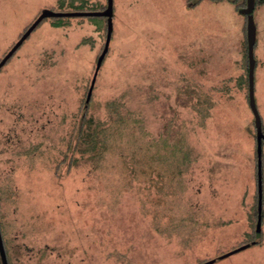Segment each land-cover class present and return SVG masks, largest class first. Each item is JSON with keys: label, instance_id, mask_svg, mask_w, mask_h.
Instances as JSON below:
<instances>
[{"label": "rangeland", "instance_id": "1", "mask_svg": "<svg viewBox=\"0 0 264 264\" xmlns=\"http://www.w3.org/2000/svg\"><path fill=\"white\" fill-rule=\"evenodd\" d=\"M71 1L0 0V61L43 9L73 11ZM189 1L114 0L109 52L90 95L103 18L67 17L61 27L48 18L0 69L8 264H200L251 242L246 20L224 1L194 9ZM84 2L83 11L107 6ZM254 19L264 125V3ZM83 109L110 126L94 168L77 152L68 165ZM262 152L261 241L215 264H264V142Z\"/></svg>", "mask_w": 264, "mask_h": 264}, {"label": "water", "instance_id": "2", "mask_svg": "<svg viewBox=\"0 0 264 264\" xmlns=\"http://www.w3.org/2000/svg\"><path fill=\"white\" fill-rule=\"evenodd\" d=\"M255 7V0H248V5L246 9L241 10L242 14L247 15V47H248V90H249V104L254 116V123L256 127V140H257V178H258V219L256 223L255 239L247 244H243L232 251L219 256L217 259L208 261L205 264H213L218 260L224 259L230 255L238 253L244 249L252 247L261 241L262 235V211H263V176H262V146L264 142V132L263 123L260 113L257 108L255 99V69H256V58H255V44L257 38V27L253 15ZM114 0H107V6L101 11H54L52 9L45 8L42 10L40 15L35 19V21L29 26V28L23 33L20 39L15 43V45L9 50V52L1 59L0 69L7 63V61L15 54V52L22 46V44L29 38L32 32L39 26V24L48 18H67V17H106L107 18V35L104 48L102 53L98 57L95 74L92 80V86L89 90V95L91 94L92 88L95 84L97 74L104 62V59L109 52L110 42L112 39L114 24ZM0 254L3 264H8L6 251L4 247V242L2 234L0 231Z\"/></svg>", "mask_w": 264, "mask_h": 264}, {"label": "trees", "instance_id": "3", "mask_svg": "<svg viewBox=\"0 0 264 264\" xmlns=\"http://www.w3.org/2000/svg\"><path fill=\"white\" fill-rule=\"evenodd\" d=\"M78 1H80L81 3L76 5V4H74V0H72L71 2H69L68 6L73 8L72 9L73 11H83V10L79 9V7L82 4H86V2H84L85 0H78ZM64 7H65L64 2H61L60 8L63 9ZM104 8L105 7H102V9H104ZM88 18H91V19L103 18L104 20L107 21L106 17H88ZM51 19H52V25L54 27H61L64 25L66 18H51ZM46 20L47 19H44L42 22H45ZM244 35H245V41L244 42H245V51H246V57H247L246 61H247V73H248V47H247V25H246V23H245V27H244ZM255 46H256V44H255ZM246 82L248 83V77H247ZM247 98H248L247 102L249 104V94L247 95ZM90 99L91 98L89 96H87L86 104H88ZM86 104L84 105L85 108H87ZM110 105L115 106L117 104L111 103ZM249 108H250V104H249ZM250 110H251V108H250ZM251 113H252V110H251ZM252 115H253V113H252ZM252 118H254V116ZM253 124H254L253 125L254 126V132H255L254 133V140H255V146L257 149L256 127H255L254 121H253ZM262 127H263V132H264V125H262ZM109 128H110V126L108 128L106 126H103L100 122L96 121L92 116H89L86 109H83L81 121H80L79 125L76 126L75 140L69 146L71 156H69L68 165L70 167H72V165L78 164L79 157L74 156V154L76 152L80 153V157L82 158V161L86 165H89L93 168L97 165V163L101 162V160L104 158L105 154L109 150V145L107 142V132H108ZM182 158L186 159L187 155H183ZM255 158L257 161V151L255 153ZM180 173L182 174L183 171L181 170ZM255 174H256V183H258L257 165H256ZM257 217H258V187L256 188V203H255V210H254V220H252V226L253 227L256 224ZM249 237H250L249 240H251V241L254 240L255 233L253 232V234ZM247 242H245V243H247ZM217 258L218 257H215L213 259H217ZM213 259H210V260H213ZM210 260L202 261L200 264H205ZM215 263H213V264H215Z\"/></svg>", "mask_w": 264, "mask_h": 264}, {"label": "flooded vegetation", "instance_id": "4", "mask_svg": "<svg viewBox=\"0 0 264 264\" xmlns=\"http://www.w3.org/2000/svg\"><path fill=\"white\" fill-rule=\"evenodd\" d=\"M207 1H212V2H222L224 1L225 3H227L228 5H232L234 7V9L245 18L246 20V25H247V15L246 14H242L241 10L246 9L247 5H248V0H190L188 3V8L190 9H194L198 6H200L202 3H205ZM264 3V0H255V7H254V11L257 8L258 5ZM254 11H253V15H254ZM1 196H0V231L2 234V228H3V218H2V214H3V209L1 206ZM3 238V235H2ZM4 242V240H3ZM5 247V246H4ZM0 264H3L2 262V258H1V254H0Z\"/></svg>", "mask_w": 264, "mask_h": 264}]
</instances>
